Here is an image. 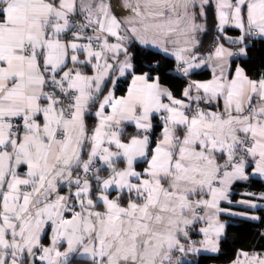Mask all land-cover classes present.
<instances>
[{
  "label": "snow or ice",
  "instance_id": "6c2138e0",
  "mask_svg": "<svg viewBox=\"0 0 264 264\" xmlns=\"http://www.w3.org/2000/svg\"><path fill=\"white\" fill-rule=\"evenodd\" d=\"M257 50L264 0H0V264H200L264 222Z\"/></svg>",
  "mask_w": 264,
  "mask_h": 264
},
{
  "label": "trees",
  "instance_id": "16d2710c",
  "mask_svg": "<svg viewBox=\"0 0 264 264\" xmlns=\"http://www.w3.org/2000/svg\"><path fill=\"white\" fill-rule=\"evenodd\" d=\"M254 55L257 59L252 63V67L259 66L264 62V55L257 50ZM264 192V186L257 181L255 183L245 182L243 187L235 189L234 199L247 198L245 193ZM237 210H246L258 215H264V207L255 210H248L245 205L233 207ZM229 220L230 226L227 229L226 243L222 242L221 250L214 254V258H209L213 254H199L190 256L189 260H199L200 264H229L236 260L237 254L243 251H264V239H261V232H264V222L245 220L241 217H225Z\"/></svg>",
  "mask_w": 264,
  "mask_h": 264
},
{
  "label": "crops",
  "instance_id": "0c3cea01",
  "mask_svg": "<svg viewBox=\"0 0 264 264\" xmlns=\"http://www.w3.org/2000/svg\"><path fill=\"white\" fill-rule=\"evenodd\" d=\"M241 199H245V198H240V199H238V200H241ZM258 203L261 205V207H264V201H258ZM235 206H237V205H233V207H235ZM253 210H255V209H253ZM233 211L244 212V211H246V210H237V209L233 208ZM247 212H248L249 215H258V214H256L255 212H254V213L249 212V211H247ZM258 216H259V215H258ZM201 254H202V253H201ZM188 259H190V256L188 257Z\"/></svg>",
  "mask_w": 264,
  "mask_h": 264
},
{
  "label": "rangeland",
  "instance_id": "374dc122",
  "mask_svg": "<svg viewBox=\"0 0 264 264\" xmlns=\"http://www.w3.org/2000/svg\"><path fill=\"white\" fill-rule=\"evenodd\" d=\"M202 254H210V253H202ZM242 259V258H241ZM235 261V260H234ZM229 264H233V262L229 263Z\"/></svg>",
  "mask_w": 264,
  "mask_h": 264
}]
</instances>
